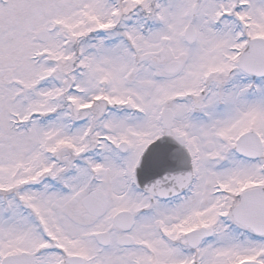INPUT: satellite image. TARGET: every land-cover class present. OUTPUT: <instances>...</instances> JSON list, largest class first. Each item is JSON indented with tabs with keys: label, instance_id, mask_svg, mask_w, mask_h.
<instances>
[{
	"label": "snow or ice",
	"instance_id": "1",
	"mask_svg": "<svg viewBox=\"0 0 264 264\" xmlns=\"http://www.w3.org/2000/svg\"><path fill=\"white\" fill-rule=\"evenodd\" d=\"M0 264H264V0H0Z\"/></svg>",
	"mask_w": 264,
	"mask_h": 264
}]
</instances>
